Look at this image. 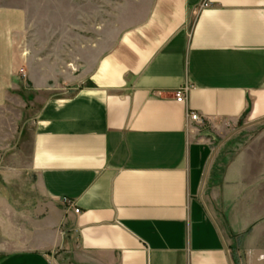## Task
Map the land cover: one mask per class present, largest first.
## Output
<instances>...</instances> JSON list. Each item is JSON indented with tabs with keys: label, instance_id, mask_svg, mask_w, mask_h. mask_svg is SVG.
<instances>
[{
	"label": "crops",
	"instance_id": "1",
	"mask_svg": "<svg viewBox=\"0 0 264 264\" xmlns=\"http://www.w3.org/2000/svg\"><path fill=\"white\" fill-rule=\"evenodd\" d=\"M112 27L63 67L0 5L1 172L37 196L0 208V264H264V0H130Z\"/></svg>",
	"mask_w": 264,
	"mask_h": 264
},
{
	"label": "rangeland",
	"instance_id": "2",
	"mask_svg": "<svg viewBox=\"0 0 264 264\" xmlns=\"http://www.w3.org/2000/svg\"><path fill=\"white\" fill-rule=\"evenodd\" d=\"M12 3L21 4V6L25 5L30 12H33V24L48 26V32L40 35L41 39L46 41L47 47L46 51L44 50L42 53L47 54L52 59H56L54 61L64 67L72 59L75 60L77 54L81 51L75 48L73 43L77 41L82 43L89 39L98 40L102 37L104 31L114 32L112 26L117 22L118 13L121 10H125L130 0H0V5ZM41 12L42 16H40ZM28 88L22 89L21 95L24 100L31 101L30 106L32 111H34L37 106L34 100L35 92L34 90H27ZM70 92H72L70 89L65 91L55 89V91H49L47 94L68 95ZM196 124L201 127L209 126L205 120ZM241 124L235 125L233 129H230V132L236 131ZM250 133L252 134L253 131H243L239 133L238 138L246 139L251 135ZM19 147L26 156L25 161L21 163H28L30 152L28 140ZM11 151L0 148V195L4 197V199L0 200V208L6 214L9 211L5 200H9L13 207L20 211L27 204L29 206V204L33 203V200L37 197L32 192L30 187L32 180L26 172L16 176H9L7 171L1 172L9 164V161L2 160L3 153ZM10 210L9 213H12L15 219L14 210ZM2 216L9 221L5 214H0V255L7 253L11 249L8 248L10 241L2 233V227H5L2 223Z\"/></svg>",
	"mask_w": 264,
	"mask_h": 264
},
{
	"label": "built area",
	"instance_id": "3",
	"mask_svg": "<svg viewBox=\"0 0 264 264\" xmlns=\"http://www.w3.org/2000/svg\"><path fill=\"white\" fill-rule=\"evenodd\" d=\"M187 89H188V87L184 86V87H180L176 90L175 97H176L177 101H179V102L185 101V97H186L185 92L187 91ZM189 115H190L192 120H194L198 123L203 121V118L197 112H191ZM75 212L79 213L80 209L75 208Z\"/></svg>",
	"mask_w": 264,
	"mask_h": 264
}]
</instances>
